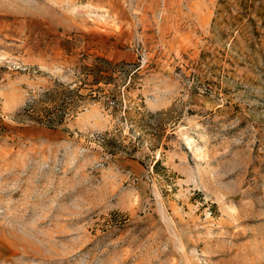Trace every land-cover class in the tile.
Listing matches in <instances>:
<instances>
[{
  "label": "rangeland",
  "instance_id": "1",
  "mask_svg": "<svg viewBox=\"0 0 264 264\" xmlns=\"http://www.w3.org/2000/svg\"><path fill=\"white\" fill-rule=\"evenodd\" d=\"M246 3L0 0V264H264V0ZM97 58L116 79L96 99L27 119Z\"/></svg>",
  "mask_w": 264,
  "mask_h": 264
},
{
  "label": "trees",
  "instance_id": "2",
  "mask_svg": "<svg viewBox=\"0 0 264 264\" xmlns=\"http://www.w3.org/2000/svg\"><path fill=\"white\" fill-rule=\"evenodd\" d=\"M246 1L248 0H241L245 4L243 8L248 9L250 6ZM115 74L111 62L97 58L95 65L83 68L81 81L83 86H90L88 94L80 93L82 85L76 89H53L47 92L42 100L37 101L26 110L27 119L51 129L64 125L67 118L75 115L86 101L97 98V94L101 92L100 84H113L116 79ZM95 87L97 88L94 89Z\"/></svg>",
  "mask_w": 264,
  "mask_h": 264
}]
</instances>
